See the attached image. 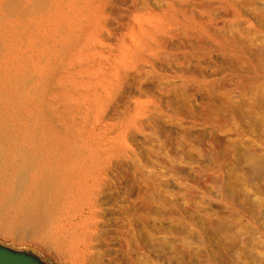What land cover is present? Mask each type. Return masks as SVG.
<instances>
[{"label": "rangeland", "instance_id": "obj_1", "mask_svg": "<svg viewBox=\"0 0 264 264\" xmlns=\"http://www.w3.org/2000/svg\"><path fill=\"white\" fill-rule=\"evenodd\" d=\"M143 1L5 0L0 6V180L22 178L21 196L36 189L43 208L57 220L67 218L69 238L91 234L89 248L80 254L65 255L59 244H19L3 229L5 218H15L16 201L9 210L0 203V244L47 264H196L204 246L215 264H264V187L255 174L246 183L240 178L247 169L241 159L264 142V74L254 69L264 68V0H236L247 5L250 27L212 12L218 34L246 44V59L213 51L187 56L181 85L171 91L163 88L178 80L170 75L161 80L146 57L129 53L124 36L129 26L141 44L151 39L148 23L141 25L143 36L130 19L146 15ZM192 4L190 9L201 11L200 1ZM123 50L138 69L118 94L104 100L96 63L107 69ZM170 62L167 58L173 72ZM225 97L237 111L230 108L221 128L208 131L172 116L200 113L207 103L223 109ZM137 100L147 102L150 113L131 118ZM208 133L220 143L222 169L204 146ZM225 186L236 199L252 202L259 232L224 205ZM8 197L3 183L0 200Z\"/></svg>", "mask_w": 264, "mask_h": 264}, {"label": "bare ground", "instance_id": "obj_2", "mask_svg": "<svg viewBox=\"0 0 264 264\" xmlns=\"http://www.w3.org/2000/svg\"><path fill=\"white\" fill-rule=\"evenodd\" d=\"M107 1L109 4L113 2V0H107ZM192 1L193 0H165L163 5H161V2H157V1L154 2L152 0H144L143 3L146 5L145 9L148 10L146 15L144 16L143 13L140 15L139 14L138 15L132 14L130 19L132 18L133 23L139 24L138 32L143 36H144V34H146V31H144L142 29L143 27H141V25H143V23H148L147 26H149V30L147 32H148V36L151 37V39L150 38L147 39L148 43L141 44L140 40H136V38H134L132 36L133 33L131 31L132 29H130L131 28L130 26H129V28H127V32L124 34V36L128 35L127 38H129V41L131 43L132 48H129V49H131V50H129V53L131 55L146 57L148 59V63L150 64V68H152V70H156V69L158 70L157 75L160 76L161 80L164 81L165 79H167V76L170 75L172 79H174V80L176 79L179 81L178 82L179 84H173L172 86L168 85L169 87L163 88L164 90L171 91L174 87L176 88V86L181 85V82H182L184 76H183V72H182L180 66H181V62H183V60L186 59L187 56L198 55V54H200L201 51L207 52V53L209 51L210 52L213 51V52H219V53L226 55V56H233L236 59L238 58V59L243 60V59L247 58L245 56V54H246V51H248L249 49H247L246 44L244 42L240 41L239 39H235V37H231V34H230V36L220 34V33L218 34V32L215 31V29L218 28L217 27V25H218L217 19L214 18V16H212V12L214 10H219V13H224V15H223L224 18L230 19L231 21H235V22L240 21L243 24H246L248 27H250L252 25V23L250 21V18L247 16L246 12H244V6L246 5L245 2H243L242 5H240L236 0H198V2L200 1V4H201V8H200L201 11L197 12L195 10L193 11L192 9H190V7H192V5H193ZM240 1H242V0H240ZM3 3H5V0H0V6ZM104 9H105V12L107 14H109L108 9L107 10H106V8H104ZM196 10H198V9H196ZM139 11H140V9L137 8L132 13H138ZM154 12L156 15L159 16L158 18H156L153 15ZM105 19L106 18L102 19V23L104 25H107L108 23L106 22ZM161 22H163V24H164L162 27L160 25ZM153 23H157V25L156 26L151 25ZM237 25H238V23H237ZM227 28H229V27H227ZM99 31H101V30H99ZM124 31L122 32V34L124 33ZM204 32H206L205 35L203 34ZM228 32H229V29H228ZM0 39H1V37H0ZM125 40H126V38L123 37L119 41L122 42V44L124 45ZM124 46H126L125 50L127 51L129 46L126 44ZM253 49L251 48V50H253ZM262 52H264V51H262ZM121 54H123L122 58L118 59V60H114L112 63H108L109 67L107 69H105V67H103L100 62L96 63L98 65L97 70L102 71L103 79H102V83H101V92L104 95V100H107V99L111 100V96H112L111 93H113L114 91H115L114 94L116 92L118 94V92L121 91L131 80L132 72H134L135 69H138V62H136V63L130 62L128 60L130 57L127 53L125 54L124 50L121 52ZM201 55L202 54H200V56ZM255 55L258 56V53L257 54L255 53ZM263 55H264V53H263ZM167 58H170V60L172 62V63L170 62V65L176 69L175 71L171 72V70L168 69L169 65L166 64ZM237 63H239V62H237ZM259 65H260V67L254 66V69H255V72L257 75H262V74H264V68L261 67L262 66L261 64H259ZM249 68L251 69V67H249ZM103 69H105V70H103ZM141 70L142 69H140L138 72L147 73V71H148V70L147 71H141ZM167 72H168V74H167ZM247 72L248 71H246L245 73H247ZM252 73H254V72L252 71ZM133 78H136V77H133ZM204 78H206V77H204ZM243 82H245V81H243ZM166 83H168V82H166ZM183 83H185V82H183ZM157 84H159V83H157ZM195 87H197V86H195ZM143 89H145V87ZM232 96H230V97H232ZM253 96H254V94H253ZM145 97H147V96L145 95ZM230 97H227V98H230ZM223 98H224V96H223ZM227 98L225 97V99H224V102L222 105L223 109L217 108L216 106L212 105V103H207L200 113L191 112L190 110L175 111L172 116L177 117L179 119H189L190 121L189 122L186 121V123H191V125H197V127L198 126L207 127L206 128L207 130L209 128L218 129V128L223 127V125H225L227 123V121H228V117H227L228 113L227 112L230 110L231 106L233 105V103H231V101H229V99H227ZM221 101H223V100H221ZM221 101H220V103H221ZM243 101H245V100H243ZM249 102H250V100H249ZM146 104H147V102H145V101H140V100L135 101L134 102V109L130 113V114H132L131 118H139L141 116H144L146 113H148L149 111L146 108ZM252 104H254V103H252ZM234 106H235V104H234ZM235 107L237 108V106H235ZM233 108H231V110ZM236 108H234L233 111H231V110L230 111L234 113L237 111ZM235 109H236V111H235ZM261 113L263 114L262 116H264V112H261ZM259 118H261V117H259ZM183 123H185V122H183ZM180 125H182V124H180ZM204 132L207 134L206 131H204ZM204 137H205L204 138V146L207 147V149H208L207 151H209L211 153L212 157L215 158V160L217 162V168L222 169V167H223V164H222L223 153L221 152L219 141L216 138H214L211 135V133H208V135H206ZM174 139H176V138H174ZM174 139H173V141H174ZM238 141H239V139H238ZM172 144L174 145V143H172ZM16 145H17V143H16ZM251 149H248V150H250V153H248V151H247L246 155H245L246 151L243 153L245 155V157L243 156V158L241 159L243 161H241V162L244 163L243 164L244 166H247L246 167L247 169H245L246 171H243V172L241 171L242 176H240V178H241V180L245 181V183H246L256 175L257 178H256V176H255V178L259 181L261 186L264 187V142H262V141L259 142L258 148H257L258 150L256 152H254V150L251 151ZM203 152H204V149H203ZM0 155H1V151H0ZM17 155H18V157L22 158L20 153H17ZM163 156H161V157L163 158ZM241 156H242V154H241ZM237 157H234V159ZM164 158H163V160H164ZM203 158L205 159V157H203ZM167 160H170V159H167ZM159 161H161V160H159ZM206 161H208L207 163H209V165H211L209 160H206ZM239 161H240V159H239ZM19 162H20V160H19ZM156 162H157V160H156ZM165 162L166 161L164 160V162H162V164ZM169 163H170V161H169ZM238 163H240V162H238ZM7 164H8V162H7ZM159 164H161V163H159ZM20 165H18V172L20 171ZM172 165L173 164L171 163V166ZM164 166H165V164H164ZM169 168H170V166H169ZM171 168H174V166H172ZM214 168H216L215 165H214ZM217 171H218V169H217ZM252 174L253 175L255 174V175L252 176ZM16 177H18V176H16ZM237 177H236V179L240 180V178H237ZM4 179L6 182H4L3 179L0 180V187L4 183L6 190L8 191V193H10V197H8L9 199L0 200V203L4 204V205H2V204L1 205L5 206V207H3L5 210L6 209L9 210L12 208L13 204H15V202L17 201L15 218H12V219L11 218H5L4 219L5 222L3 224V229L8 230L7 234L9 236V238H12L13 240L17 241V243H19V244H22L28 240L37 241L38 243H40V245L49 246V247H52L53 244L54 245L59 244V246L64 247L62 252H64L65 255L70 254L72 250H78V253L80 254V253H83L84 250H87L89 248L88 243H89L90 237H91V234H89V232L82 233V237L79 240H78L79 236L69 238L72 236L73 231H71L72 227H71V224L69 223V221L67 220V218L57 220L56 217L54 218L52 216L53 215L52 213H49V211H47L45 207L43 208V206L41 205L42 202H40V200H41L40 195L36 189H32L27 194H24V195L22 194V196H21L20 192H21V183L23 182L22 178L20 179V177L19 178L13 177V179H7L4 175ZM229 184H230V182H229ZM245 189H243V191L245 190L244 193H248L249 191L246 192L247 188H245ZM223 199H224V205L228 209H230L232 212L236 213L241 218H243L246 225L251 227L252 230H254L255 232H259V229L256 226V222H255L256 211H255V208L252 206V202L250 204L246 198H243L240 200H238L239 198L236 199L228 187L224 188ZM13 200H15V201H13ZM218 221H219L218 223H219L220 228H221L220 219ZM222 228H224V227H222ZM225 230H229V228L226 229V227H225ZM215 231L217 232V230H215ZM229 232H230V230H229ZM220 233H221L220 237H223L225 235L227 236L228 231H226L224 233L223 232H220ZM4 234H6V233H4ZM229 234H228V236H229ZM221 240H223V239H221ZM196 264H215V259L212 258V255L210 256V254L206 250L205 246H204L203 252L200 254Z\"/></svg>", "mask_w": 264, "mask_h": 264}, {"label": "water", "instance_id": "obj_3", "mask_svg": "<svg viewBox=\"0 0 264 264\" xmlns=\"http://www.w3.org/2000/svg\"><path fill=\"white\" fill-rule=\"evenodd\" d=\"M0 264H47L38 256L0 244Z\"/></svg>", "mask_w": 264, "mask_h": 264}]
</instances>
